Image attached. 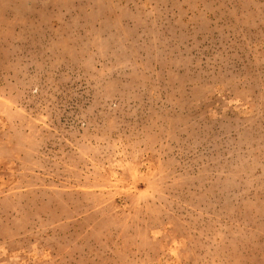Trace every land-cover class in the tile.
I'll return each mask as SVG.
<instances>
[{
	"label": "rangeland",
	"instance_id": "rangeland-1",
	"mask_svg": "<svg viewBox=\"0 0 264 264\" xmlns=\"http://www.w3.org/2000/svg\"><path fill=\"white\" fill-rule=\"evenodd\" d=\"M0 264H264V0H0Z\"/></svg>",
	"mask_w": 264,
	"mask_h": 264
}]
</instances>
